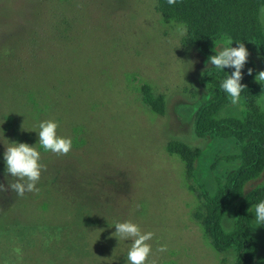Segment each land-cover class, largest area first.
I'll use <instances>...</instances> for the list:
<instances>
[{
	"label": "rangeland",
	"instance_id": "rangeland-1",
	"mask_svg": "<svg viewBox=\"0 0 264 264\" xmlns=\"http://www.w3.org/2000/svg\"><path fill=\"white\" fill-rule=\"evenodd\" d=\"M260 19L264 33V7ZM179 24L158 0H0V182L11 179L7 140L35 144L39 121H57L73 141L66 155L37 145V191L0 192V264H126L129 244L111 235L123 220L154 233L149 264H235L236 252L206 233L199 187L214 186L228 164L213 172L212 163L234 147L195 131L214 68ZM247 49L260 83L262 58ZM146 91L164 98V114ZM256 104L264 111V91ZM169 143L202 153L195 175ZM263 185L264 170L241 199ZM251 217L257 264L264 225Z\"/></svg>",
	"mask_w": 264,
	"mask_h": 264
},
{
	"label": "trees",
	"instance_id": "trees-1",
	"mask_svg": "<svg viewBox=\"0 0 264 264\" xmlns=\"http://www.w3.org/2000/svg\"><path fill=\"white\" fill-rule=\"evenodd\" d=\"M263 7L264 0H175L174 4L158 0V10L164 19L186 24L187 41L196 44L205 57L214 54L213 47L217 42L230 40L235 47L240 41L246 48H256L262 58L261 70H264V33L260 19ZM249 68L254 70L248 58L241 79L246 87L241 93L242 103L238 105H232L219 87L221 79L227 75L225 72L214 69L213 75L207 76L212 97L197 111L194 125L198 135L223 139L226 140L224 143L229 142L234 147V152L219 156L212 163L213 172L228 164L225 171L215 177L214 186L200 184L199 187L207 205L206 233L217 250L236 252L235 264L254 263L251 210L264 200V185L241 199L245 184L264 170V111L256 104L264 85L251 81ZM224 71L228 72L227 68ZM146 97L157 112L165 113L163 97L151 100L148 91ZM232 106L237 110L231 112ZM168 148L179 154L193 172V160L202 154L199 150L192 151L175 143H169ZM192 172L195 175L196 171ZM257 264H264V257Z\"/></svg>",
	"mask_w": 264,
	"mask_h": 264
},
{
	"label": "clouds",
	"instance_id": "clouds-1",
	"mask_svg": "<svg viewBox=\"0 0 264 264\" xmlns=\"http://www.w3.org/2000/svg\"><path fill=\"white\" fill-rule=\"evenodd\" d=\"M169 4H174L175 0H168ZM188 31L186 24L181 23L176 26L175 32L178 36H184ZM233 41H225L223 44H216L213 49L214 54L207 59V67L211 65L214 69L221 70L227 75L221 79L219 87L230 99L232 105L242 103L241 93L246 87L241 83L242 69L249 57V51L243 42L238 41L237 46H232ZM230 68L231 74L224 71ZM253 69H248L251 75ZM255 80L264 85V70L258 72ZM59 125L55 120L39 121L35 130L37 133V142L28 144L25 142L8 141L3 152L4 172L6 178L11 179L8 184L0 182V192L11 190L15 196L22 197L26 193L37 191V183L41 178L43 165L40 162L41 151L52 152L57 155H66L72 148V138L58 134ZM254 213V220L258 226L264 225V200L254 205L251 211ZM115 232L111 235L117 240L125 241L129 244L126 252V264H149V257L152 254V246L148 241L152 240L154 233L151 231H142L141 227L132 220L117 221L113 224ZM159 252L166 251V246L161 245ZM151 264H155L152 261Z\"/></svg>",
	"mask_w": 264,
	"mask_h": 264
}]
</instances>
